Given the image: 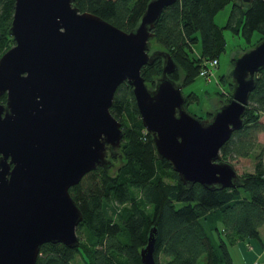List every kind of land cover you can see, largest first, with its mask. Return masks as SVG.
<instances>
[{"label": "water", "instance_id": "obj_1", "mask_svg": "<svg viewBox=\"0 0 264 264\" xmlns=\"http://www.w3.org/2000/svg\"><path fill=\"white\" fill-rule=\"evenodd\" d=\"M175 0H149L136 26L124 30L80 10L73 0H14L9 32L14 43L0 55V264H35L40 245L79 243L82 212L69 192L82 176L113 165L124 135L109 110L122 82L132 87L141 122L157 157L187 185L235 187L240 175L220 148L243 125L256 72L264 66V37L237 51L227 72L232 91L206 118L185 105L172 55L151 49L153 28ZM247 7L252 0H234ZM162 57L148 86L141 67ZM158 230L140 247L154 258Z\"/></svg>", "mask_w": 264, "mask_h": 264}, {"label": "trees", "instance_id": "obj_2", "mask_svg": "<svg viewBox=\"0 0 264 264\" xmlns=\"http://www.w3.org/2000/svg\"><path fill=\"white\" fill-rule=\"evenodd\" d=\"M148 1L73 0V4L128 31L136 26ZM229 2L228 20L219 25L214 15ZM13 5L14 0H0V55L14 43L9 32ZM225 28L241 32L247 42L244 49L253 46L264 37V0H252L247 7L234 0H175L162 10L151 41L160 45L153 49L172 55L178 69L169 76L182 84L207 67L208 61L217 59L215 66L219 64L226 46ZM254 32L257 36L252 40ZM198 40L200 49L195 53L193 43ZM161 70L162 57L156 56L141 67V75L154 86ZM216 79L232 88L227 73ZM198 100L196 92H188L186 108ZM0 101H5V94L0 95ZM109 110L124 128L118 148L120 163L114 173L97 166L69 187L82 212L76 227L79 243L69 247L62 242H44L35 264H75L77 256L85 264H143L139 250L152 225L158 230L157 264H200L201 257L205 264H235L230 246L233 249L238 241L250 237L262 241L264 147L254 152L258 133L264 128L260 119L264 113V66L256 72L242 127L220 148V158L227 161L254 154L253 170L240 173L235 187L209 188L197 181L187 185L167 159L157 157L127 82L117 86ZM211 114L208 111L206 117Z\"/></svg>", "mask_w": 264, "mask_h": 264}, {"label": "rangeland", "instance_id": "obj_3", "mask_svg": "<svg viewBox=\"0 0 264 264\" xmlns=\"http://www.w3.org/2000/svg\"><path fill=\"white\" fill-rule=\"evenodd\" d=\"M232 7V2L227 3L214 15V20L217 24L223 25L227 22L230 11ZM224 34L226 37V46L225 50L222 51L219 55V64L217 66L211 67V73L208 77L196 73L191 80H188L182 83V91L187 94L188 92H196L199 96L198 101H193L188 104V110L197 116L206 118V113L213 110L220 105L222 102H225L230 97L232 88L227 89V85L224 82L217 83L216 78L222 74L227 73L231 67V59L233 55L244 49L247 45L245 38L242 36L241 32L235 33L229 28L224 29ZM257 33L254 32L252 35V40L255 39ZM160 47L154 40L151 41V49ZM194 51L200 49V40L193 43ZM149 85V84H148ZM150 86V85H149ZM222 89V93H218ZM210 116V115H209ZM208 117V116H207ZM260 119L264 124V113H262ZM258 146L254 153L258 152L264 147V128L258 133ZM113 165L109 168V172L114 173L120 163V157L116 156L112 159ZM232 165L236 168L237 172L240 174L245 170H253L255 157L254 154L245 157H238L233 160H229ZM82 236V233H80ZM214 239V234L212 233ZM232 253V258L235 264H253L254 261L257 264H264V253L256 256H243L241 250L238 246H234L233 249L230 246ZM75 264H85L79 256L76 258ZM200 264H205L203 258H200Z\"/></svg>", "mask_w": 264, "mask_h": 264}, {"label": "crops", "instance_id": "obj_4", "mask_svg": "<svg viewBox=\"0 0 264 264\" xmlns=\"http://www.w3.org/2000/svg\"><path fill=\"white\" fill-rule=\"evenodd\" d=\"M260 236L262 241L258 240L255 237H250L244 240H240L236 243V246H238V248L241 250L244 257H254L256 255L264 253V224H262V226L260 227Z\"/></svg>", "mask_w": 264, "mask_h": 264}, {"label": "built area", "instance_id": "obj_5", "mask_svg": "<svg viewBox=\"0 0 264 264\" xmlns=\"http://www.w3.org/2000/svg\"><path fill=\"white\" fill-rule=\"evenodd\" d=\"M216 63H217V59H212V60L208 61V66L201 68L200 69V74L204 75L205 77H208V75L211 73L210 72V67L215 66ZM253 264H257V262L254 261Z\"/></svg>", "mask_w": 264, "mask_h": 264}]
</instances>
